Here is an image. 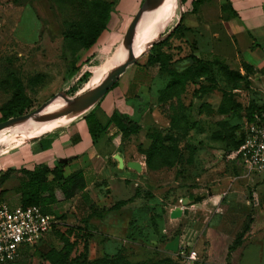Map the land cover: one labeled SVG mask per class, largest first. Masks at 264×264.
I'll use <instances>...</instances> for the list:
<instances>
[{
    "label": "rangeland",
    "instance_id": "obj_1",
    "mask_svg": "<svg viewBox=\"0 0 264 264\" xmlns=\"http://www.w3.org/2000/svg\"><path fill=\"white\" fill-rule=\"evenodd\" d=\"M110 1L114 4L110 21L96 44L88 50L74 52L65 41L63 32L83 18L75 0H0V107L11 97V88L2 84L10 72L21 79L25 93L32 101L26 112L30 113L64 93L75 97L96 86L121 63L126 34L145 0ZM171 4L172 0L165 1L156 38L153 37L154 41L150 44L152 39L137 47L139 53L149 50L174 29L183 8L180 0H176L174 16L168 23L173 11ZM202 11L205 12L204 18L198 20L187 12L184 19L188 25L200 26L202 44L208 51L202 58H221L231 68L245 73L239 55L241 46L236 43V38L227 33L222 23L230 10H224V18L217 16L221 9L213 0L207 2ZM157 13L158 8L147 16L143 25L146 29L152 30ZM215 32L219 33V37L214 35ZM184 42L173 40L167 45L168 49H174L170 53L177 58L174 64L180 70L189 63L184 55L191 53ZM147 45L150 48L147 49ZM141 55L143 53L127 70L139 65L136 64L138 61L145 62L147 56L143 59ZM151 71L148 76L157 83L155 89L163 87L165 73L156 77L153 68ZM201 83L214 85V89L200 95L197 88ZM225 91L240 103L239 112L221 114L217 111ZM181 99L185 109L177 104L176 97L164 103L156 100L144 117L143 131L123 139L121 143L130 161L143 162L144 169L138 171L127 165L117 168L116 176L123 181L115 184L119 190L118 198L131 196L137 186L141 188V195L135 204L121 212L125 222L117 226L120 227L117 232L113 226H97L103 241L112 242L109 248L111 254L105 255L119 253L132 262L161 261L162 264H264L262 174H247L242 162L230 152L229 144L231 130L242 122L249 105L255 103L264 107V69L247 75L240 84H235L214 66L209 74L189 82ZM92 107L80 116L93 112ZM184 115V126L171 129L172 117L181 121ZM2 120L0 111V122ZM55 120L48 126L59 118ZM19 124L22 123L0 131V164L5 161L0 179L7 175L9 183L18 184L20 179H27L24 169L29 167L17 162L15 156L12 162L11 155L19 148L25 149L44 133L41 130L44 127H22ZM153 131L171 134L172 138L163 152L155 156L154 167L149 168L141 151L148 147V134ZM50 184L54 185L53 182ZM95 188L92 185L88 193L93 192L102 203L98 206L94 204L95 211L103 212L112 202L103 201L101 194L109 198L111 190L104 187L98 192ZM0 201L20 205L14 200ZM177 207H183L188 212L183 211L180 217L173 218L171 213ZM45 210L52 213L49 209ZM64 224V219H61L55 230L61 231ZM55 230L29 246L20 264H52L46 258L47 253L62 246ZM75 233L80 242L73 255L83 249L84 239L91 236L89 231ZM177 236L180 237L179 250L183 253L165 249V245ZM100 250L96 251L97 255L103 254ZM194 253L196 258L191 260L190 256Z\"/></svg>",
    "mask_w": 264,
    "mask_h": 264
},
{
    "label": "crops",
    "instance_id": "obj_2",
    "mask_svg": "<svg viewBox=\"0 0 264 264\" xmlns=\"http://www.w3.org/2000/svg\"><path fill=\"white\" fill-rule=\"evenodd\" d=\"M193 1L194 0H180L183 12L176 25L180 23L182 19L184 27L181 32L175 33L171 37L170 44H172L173 40H176L177 42L178 40H184L185 47H187L191 53L202 58L208 51L205 50V47L202 44L203 33L199 31L200 26L199 24L188 25L184 22V19L187 12L196 16L198 20L202 17L204 18L203 12L205 10L202 11V8H204L207 2L213 0H202L196 10H193ZM215 1H217L218 9H221L217 16L224 18V10H230L227 17L222 20V23L226 26L227 33L231 37L236 38V43L240 44L241 51L239 52V55L242 57V60L252 65L256 69V73L263 70L264 0ZM175 2L176 0H172L170 8L173 7V11L168 23H170L174 16ZM214 35L219 37L218 32H215ZM183 45L184 44H182V46ZM176 48L178 47L176 46ZM168 50L173 52L172 50L174 49L172 48ZM178 50H180V48H178ZM144 52L141 57L144 56ZM186 55H184V57ZM143 59H145V57H143ZM187 60L189 63L186 66L191 62L189 59ZM174 61H177L175 56ZM144 63H140L139 61V65L134 69L127 70L129 69V66L121 75L118 84L110 89L96 104L93 105V114L102 124H106L109 121L111 114L115 110L128 115H133L135 106L133 103L127 101V97L135 95L140 97L145 103L149 104L148 108L142 112L141 116L140 124L142 128L140 131H143L144 117L147 112L150 111L151 105L155 104L157 102L156 100L159 101V90L162 88L161 86L155 89L157 83L148 76V73L152 72V68L154 69L153 72L156 74V77L161 75L162 72L160 71L159 65L144 66ZM85 110L86 109L79 110L66 115L53 125L41 129L42 132H44L41 138L25 147V149L19 148L15 154L11 155V161L14 162L15 158L17 162L27 164L30 169L40 163H44L49 167H54L58 162H66L65 175H69L77 170H82L85 173L87 180V188L85 191L80 192L70 200L53 204L51 210L52 214L60 217L59 220L64 219L65 227L62 226L63 229L61 231L66 229V225H75L83 232H90L91 236L89 238L88 257L89 260H94L103 257L106 253L111 254L109 248L111 247L110 243H112L103 241V238L101 237L102 232L99 229H96L97 226H113L112 228H116L117 232L120 229V227L117 226H121L125 222L121 212L135 204V200H137L138 197L118 210H108L117 201L128 199L134 194L133 193L128 197L118 198L119 190L115 186V184L123 182L120 181L118 176H116L117 168L120 167L116 155H120L123 158L124 166L127 165V162H129L130 159L126 154L125 149L121 147L123 138L118 132V128L115 124H111L107 130L101 132L95 139L93 138L89 131V125L86 118L80 116ZM46 130L49 131L45 132ZM13 156L15 157L12 158ZM4 164L5 161L2 160L0 170L3 169ZM141 164L142 169H144L143 162H141ZM3 185L4 187L2 188L1 186ZM17 185L18 182L9 183L8 180H5L3 184H0V191L4 189L6 192L0 198L9 202L14 200L19 203V196L15 190ZM92 185L96 187L95 190L98 192L104 187L111 190L109 198H105L104 195L101 194L103 201L104 199H107L108 203L112 202L105 207V211L103 212L95 211L94 206H98V204L102 203H100L93 195V192L88 193ZM29 246L31 245H23L21 247V255L15 264H20L21 258ZM98 249H101L100 252L103 254L97 255L96 251Z\"/></svg>",
    "mask_w": 264,
    "mask_h": 264
},
{
    "label": "trees",
    "instance_id": "obj_3",
    "mask_svg": "<svg viewBox=\"0 0 264 264\" xmlns=\"http://www.w3.org/2000/svg\"><path fill=\"white\" fill-rule=\"evenodd\" d=\"M75 1L78 4L79 10L83 13V18L77 23L67 27L63 34L70 48H72L74 52H78L80 50H88L96 44L102 32L108 26L114 4L113 1L110 0ZM201 1L202 0L193 1V10L197 9ZM183 27L181 19V22L174 27L169 35L155 42L149 50L144 52V56H147L144 66L158 64L160 71L164 72L166 75V82L159 90L158 99L161 103L170 101L173 97H176L177 104L181 105L182 109H185L186 105L183 103L181 95L186 91L188 83L209 74L212 72L214 66L218 67L226 79L233 81L235 84H240L247 75L257 72L252 65L245 61L242 63V68L245 71V73H243L241 70L231 68L221 58L215 57L212 60H206L193 53H189L185 56L190 59V64L184 69H178L174 64V55L170 53L166 47L171 37L175 33L181 32ZM136 64H139V61ZM118 82L119 81L110 89L114 88ZM2 84L11 88V97L0 107V111L3 115L2 121L26 114L28 109L32 106V101L25 93L21 79L14 72H10L7 74V77L2 80ZM213 89L214 85L201 83L197 88V92L200 95H204ZM127 101L133 103L135 106L133 115L115 110L106 124H102L94 116L93 112L85 115L89 125V131L94 139L101 132L107 130L111 124L117 126L118 132L122 135L123 139L130 138L132 135L139 133L142 128L140 124L142 112L148 108L149 104L135 95L127 97ZM240 107V103L235 101V99L225 91L217 111L221 114H229L230 112L236 113L239 112ZM262 110H264L263 106L256 105L255 103L249 105L245 115L242 117V122L235 125L231 130L232 134L229 136L230 152L237 150L243 142V123L245 121H251L254 113ZM184 121H186L185 115L181 121H179L178 118L175 119V117H172L171 129L178 126L183 127ZM148 137L150 143L141 153L145 155L147 167L153 168L155 156L163 152L167 142L172 138V135L153 131L148 134ZM66 165V162H58L54 167L36 165L34 168L24 169L27 179H20L19 184L15 187L16 193L19 196V204L22 206L38 205L42 207L46 213H50L47 212L45 208L52 212L51 206L53 204L70 200L80 192L85 191L87 188L85 173L82 170H77L69 175H65ZM7 179L8 176L4 175L1 177L0 182L3 183ZM50 182H53L54 185H51ZM5 192L6 190L2 189L0 191V197H2ZM140 195L141 188L137 186L133 196L128 199L117 201L108 210H118ZM58 218L60 219V217ZM55 229L56 225L53 230ZM77 230H80V228L75 225H66L65 231L55 230V235L61 241L62 246L60 249H53L47 253L46 258L52 264H162L161 261L132 262L119 253L114 256L104 255L103 257L89 260L90 237L84 239L83 249L79 253L73 255L80 242V239H78L75 233ZM88 234L90 235V233ZM165 262L169 263V261Z\"/></svg>",
    "mask_w": 264,
    "mask_h": 264
},
{
    "label": "built area",
    "instance_id": "obj_4",
    "mask_svg": "<svg viewBox=\"0 0 264 264\" xmlns=\"http://www.w3.org/2000/svg\"><path fill=\"white\" fill-rule=\"evenodd\" d=\"M242 131L243 142L233 151L234 157L242 162L247 174H262L264 181V110L245 121ZM59 222L56 215L46 213L38 205L11 206L0 201V264H15L23 245H34ZM178 253L183 252L180 249ZM195 254L191 260H195Z\"/></svg>",
    "mask_w": 264,
    "mask_h": 264
},
{
    "label": "water",
    "instance_id": "obj_5",
    "mask_svg": "<svg viewBox=\"0 0 264 264\" xmlns=\"http://www.w3.org/2000/svg\"><path fill=\"white\" fill-rule=\"evenodd\" d=\"M158 1L159 0H145L128 29L125 39L126 44L124 47L127 50H129L130 58L127 61L118 64L110 73H108L105 76V78L100 83L84 91L83 93H80L75 97H70L66 93H64L63 96L67 100L65 106L43 117L44 121H50L59 117H63L79 110H83V109L87 110L91 108L94 104H96L110 90V88L120 79L121 75L126 71V69L138 60L140 55L139 56L136 55L135 53H133L132 50L133 40L135 37L137 26L139 24L142 14L146 10L155 6ZM159 37L160 35L158 36V38ZM148 48H150V46L147 45V49ZM51 102L52 100L42 104L38 109L30 113L11 117L7 120L1 121L0 130L17 123H23L28 118L39 114ZM116 159L119 161L120 167H123L124 166L123 158L120 155H116ZM127 166L135 168L138 171L142 170V164L141 162L138 161H129L127 162ZM183 211H185V213L188 212L187 210H184L183 207H177L172 211L171 217L173 218L180 217L183 214ZM179 245H180V237L177 236L173 241H170L165 245V249L176 253L179 250Z\"/></svg>",
    "mask_w": 264,
    "mask_h": 264
},
{
    "label": "bare ground",
    "instance_id": "obj_6",
    "mask_svg": "<svg viewBox=\"0 0 264 264\" xmlns=\"http://www.w3.org/2000/svg\"><path fill=\"white\" fill-rule=\"evenodd\" d=\"M165 1L166 0H159L155 6H153L152 8H150L148 10H146L142 14L141 19H140L139 24H138L137 29H136V33H135V37H134L133 45H132L133 53H135L136 55L139 56L141 54V53H139L137 47H139L140 45H144L148 40L152 39L155 36V34H156L157 30H158V26H159L160 21H161V16H162L163 9H164V6H165ZM156 8H158L157 20H156L155 25L152 28V30H148L143 25L145 23V20H146L147 16H149L151 11L156 9ZM153 41L154 40L152 39L151 42H149L148 44L152 43ZM144 48L145 47H143V49ZM143 52H144V50L142 51V53ZM129 58H130L129 50H127L125 48L124 52L120 56V59L122 60L121 63L127 61ZM66 101L67 100H66L65 97H63V95L58 96L54 101H52L50 104L47 105L48 107L46 106L47 107L46 110H45V108H46L45 107L43 109L44 111H41L39 114L28 118L26 121H24L22 124H19V125L22 126V127H24V126H34L36 128L45 127V126L50 125L51 123L55 122L56 120L54 119L55 121H52V120L44 121L43 117H45L46 115H49V114L61 109L62 107H64L65 104H66ZM56 119L58 120V118H56ZM59 119H61V117H59ZM5 129H2V130H5ZM2 130H0V131H2Z\"/></svg>",
    "mask_w": 264,
    "mask_h": 264
}]
</instances>
